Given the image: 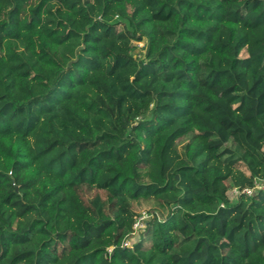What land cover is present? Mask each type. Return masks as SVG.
<instances>
[{
  "label": "trees",
  "instance_id": "obj_1",
  "mask_svg": "<svg viewBox=\"0 0 264 264\" xmlns=\"http://www.w3.org/2000/svg\"><path fill=\"white\" fill-rule=\"evenodd\" d=\"M257 178L264 0H0V264H264Z\"/></svg>",
  "mask_w": 264,
  "mask_h": 264
},
{
  "label": "built area",
  "instance_id": "obj_2",
  "mask_svg": "<svg viewBox=\"0 0 264 264\" xmlns=\"http://www.w3.org/2000/svg\"><path fill=\"white\" fill-rule=\"evenodd\" d=\"M258 192H264V178H257L254 180L251 187H233L228 191L229 198H236L240 195L252 196ZM150 214L143 211L138 216H136L135 221L132 225V231L129 233V236L123 242L124 247H131L132 244L137 239L138 231L143 229L147 219H149ZM109 251L111 248L108 249Z\"/></svg>",
  "mask_w": 264,
  "mask_h": 264
},
{
  "label": "rangeland",
  "instance_id": "obj_3",
  "mask_svg": "<svg viewBox=\"0 0 264 264\" xmlns=\"http://www.w3.org/2000/svg\"><path fill=\"white\" fill-rule=\"evenodd\" d=\"M143 44H144V42H136V43H134V45L136 46L135 51L139 50V48L142 47Z\"/></svg>",
  "mask_w": 264,
  "mask_h": 264
}]
</instances>
